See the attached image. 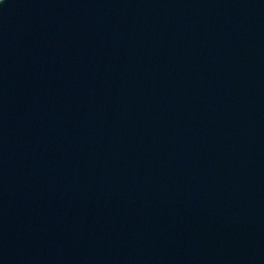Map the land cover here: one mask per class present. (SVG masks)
Masks as SVG:
<instances>
[{
  "label": "water",
  "instance_id": "water-1",
  "mask_svg": "<svg viewBox=\"0 0 264 264\" xmlns=\"http://www.w3.org/2000/svg\"><path fill=\"white\" fill-rule=\"evenodd\" d=\"M0 264H264V0H2Z\"/></svg>",
  "mask_w": 264,
  "mask_h": 264
},
{
  "label": "clouds",
  "instance_id": "clouds-1",
  "mask_svg": "<svg viewBox=\"0 0 264 264\" xmlns=\"http://www.w3.org/2000/svg\"><path fill=\"white\" fill-rule=\"evenodd\" d=\"M0 2H2V0H0Z\"/></svg>",
  "mask_w": 264,
  "mask_h": 264
}]
</instances>
